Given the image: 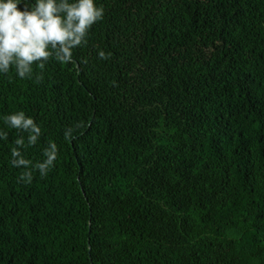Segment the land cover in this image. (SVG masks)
Returning a JSON list of instances; mask_svg holds the SVG:
<instances>
[{
  "label": "trees",
  "instance_id": "trees-1",
  "mask_svg": "<svg viewBox=\"0 0 264 264\" xmlns=\"http://www.w3.org/2000/svg\"><path fill=\"white\" fill-rule=\"evenodd\" d=\"M97 3L71 62L0 74V264H264V0ZM19 111L60 149L31 183Z\"/></svg>",
  "mask_w": 264,
  "mask_h": 264
},
{
  "label": "clouds",
  "instance_id": "clouds-1",
  "mask_svg": "<svg viewBox=\"0 0 264 264\" xmlns=\"http://www.w3.org/2000/svg\"><path fill=\"white\" fill-rule=\"evenodd\" d=\"M105 17V9L97 0H0V74L15 68L21 79H32L35 67L43 70L50 59L64 64L73 60L74 49L88 43L92 27ZM111 53L98 51L101 60ZM42 77H37V82ZM11 128L27 133L15 140L11 149V165L27 169L20 179L25 183L33 180V171L46 178L56 166L60 149L49 141L44 149V159L33 164L23 149L38 144L42 127L34 117L24 111L3 117ZM65 140L73 139V129L64 130ZM8 132L0 129V140H7ZM27 141V142H26Z\"/></svg>",
  "mask_w": 264,
  "mask_h": 264
}]
</instances>
